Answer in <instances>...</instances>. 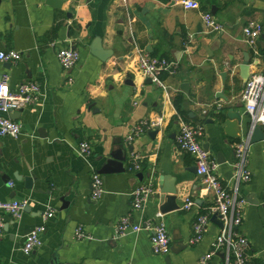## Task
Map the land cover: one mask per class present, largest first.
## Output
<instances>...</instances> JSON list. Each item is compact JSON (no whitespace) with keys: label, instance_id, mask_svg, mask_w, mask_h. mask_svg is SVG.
<instances>
[{"label":"crops","instance_id":"obj_1","mask_svg":"<svg viewBox=\"0 0 264 264\" xmlns=\"http://www.w3.org/2000/svg\"><path fill=\"white\" fill-rule=\"evenodd\" d=\"M60 1L54 8L45 0H0V50L21 53L15 64L0 63V79L8 75L12 92L25 82L40 87L38 101L16 115L19 136L0 138V203L17 200L27 206L19 219L2 215L0 264H51L55 259L59 264H199L221 227L210 221L203 239L189 244L195 220L212 208L213 197L201 191L193 158L176 146L179 114L173 101L180 98L186 122L202 127L199 141L217 164L220 180L233 186L235 144L247 136L235 122L231 128L225 125L226 112L234 109L251 125L240 95L251 75H264V0H193L199 4L196 10L183 8L181 0ZM204 13L212 14L224 31L209 33ZM249 23L262 28L257 54L243 35ZM96 37L112 52L105 61L91 54ZM68 47L80 57L69 73L70 84L57 58ZM244 54L250 59L247 80L239 70ZM139 55L176 65L173 75L162 76L167 91L139 73ZM218 93L227 102L216 98ZM142 121L160 123L132 137ZM82 142L91 146V159L79 155ZM120 148L126 150L124 171L99 174L107 155ZM135 156L141 167L133 172ZM247 169L250 180L238 187L245 201L238 231L248 242L251 264H264V141L248 145ZM95 173L103 183L96 201ZM29 176L30 190L24 182ZM162 177L164 185H175L179 206L161 218L171 241L168 256L154 254L144 230L122 237L115 233L122 217L140 225L160 213L156 193ZM143 184H151L153 194L133 212L131 193ZM62 198L67 208L62 209ZM185 199L193 201L188 211L182 210ZM49 208L55 213L45 220ZM42 225L41 246L26 256L25 237ZM76 229L92 239H77ZM209 264H224V253L217 252Z\"/></svg>","mask_w":264,"mask_h":264},{"label":"built area","instance_id":"obj_2","mask_svg":"<svg viewBox=\"0 0 264 264\" xmlns=\"http://www.w3.org/2000/svg\"><path fill=\"white\" fill-rule=\"evenodd\" d=\"M126 1V0H123ZM181 5L185 9L196 10L199 4L193 0H181ZM202 23L209 33H222L224 25L219 23L210 13H204L201 17ZM262 32L261 25L258 23H249L243 29L245 42L250 50L257 54V40ZM57 58L62 71L67 75L68 83L72 82L69 73L79 62V53L73 48H63L58 51ZM21 59V53L17 51L0 50V63L15 64ZM137 70L153 85L163 91H167L162 76L164 74L173 75L176 72V65L167 63L163 59L139 55L137 61ZM40 96V87L37 83H22L16 92H12L9 87V77L4 74L0 79V138H17L20 134V125L17 121L10 118L11 113L18 112L24 107L36 103ZM244 105L245 113L249 116L251 127H260L264 131V75H251L245 83L240 95ZM220 108V106H218ZM221 109V108H220ZM206 111L203 112L205 114ZM179 130L176 134V146L182 153L191 156L195 162L196 173L202 184V192L213 197V206L204 214L197 217L193 224L194 236L189 244L196 245L206 234L207 227L213 214H217L222 223V227L215 240L211 244L209 253L200 258L199 264H209L217 252L224 253V264H251L247 255L248 242L246 238L239 234L238 229L243 222V210L245 201L238 195V187L241 183L249 182L250 172L247 169V149L248 138L235 144L236 163L234 165V185L224 184L217 175V164L211 159L199 141L202 127L193 126L186 122L180 115H177ZM160 122L142 121L132 131V137L140 136L145 131L155 128ZM130 140V139H129ZM78 153L85 159H91L92 148L88 142L80 143ZM141 158L135 156L131 163V171L140 169ZM13 184L10 183V186ZM102 179L95 173L92 177V199L98 200L102 193ZM153 194V186L150 184L140 185L131 193V211L142 210L148 199ZM193 206L190 199L184 200L182 210L188 211ZM26 207L25 201L10 200L0 203V236L3 233L4 221L3 214L9 215L14 219H19L23 209ZM54 209L49 208L44 214L45 220L54 216ZM162 214L157 213L154 219H148L143 224H132L129 217H122L118 220L115 227V233L118 237L124 236L128 232L137 233L141 230L149 234L150 242L154 254L158 256H168L171 251V241L167 233L165 224L161 220ZM45 225L33 229L24 239L22 252L30 256L37 248L41 246V235L45 232ZM77 239L92 238L83 233L81 229H76L74 233Z\"/></svg>","mask_w":264,"mask_h":264},{"label":"water","instance_id":"obj_3","mask_svg":"<svg viewBox=\"0 0 264 264\" xmlns=\"http://www.w3.org/2000/svg\"><path fill=\"white\" fill-rule=\"evenodd\" d=\"M46 4L54 7V8H59L61 5L60 0H45ZM111 51L104 50L101 45V39L95 38L93 40V43L91 45V54L98 58L101 61H105L109 56L111 55ZM249 55L244 54V62L240 66V73H241V78L244 80H247L249 77V71H250V64H249ZM224 75H222L223 77ZM150 82V80H149ZM187 85L182 84L180 86L181 91L186 92ZM221 97L225 102H227V99L220 93L216 95V98ZM18 112L11 113L10 118L12 120H16L17 117L16 115ZM247 115L244 114V117ZM226 118L227 120L225 121V125L231 128L235 122L236 125L239 128V133H241V129L245 132V135L248 138V144H256L259 142L264 141V132L262 129L258 126L252 128L250 124L246 123L243 119V116L239 113L234 111V109H229L226 112ZM151 135L155 136L157 134V131H153L150 133ZM205 150H207V146H203ZM131 148H127V153H130ZM126 161V150L124 148L117 149L113 152H110L107 155V159L105 160L104 164L102 165V168L98 171L99 174H108V173H115V172H123V164ZM195 172H196V167H195ZM167 180V178H166ZM164 177L159 179L158 183V190L156 193V199L160 201V206H159V211L161 214H168L171 212H175L179 210V206L177 204V191L175 188V185L173 187H168L163 184ZM25 182V188L30 190L33 185V178L31 176L25 177L24 178ZM60 201L63 203V207L67 208L68 202L64 200V198L60 199ZM27 208V206L24 208V210ZM212 222L218 223L220 227H222V223L220 221V218L217 214H213L211 217ZM172 251V250H171ZM167 263H169V257L166 259ZM51 264H59L57 259L53 260Z\"/></svg>","mask_w":264,"mask_h":264},{"label":"trees","instance_id":"obj_4","mask_svg":"<svg viewBox=\"0 0 264 264\" xmlns=\"http://www.w3.org/2000/svg\"><path fill=\"white\" fill-rule=\"evenodd\" d=\"M261 54H264V51H261ZM173 104L178 112L179 115L183 116L184 113L181 111L180 109V98H175V100L173 101Z\"/></svg>","mask_w":264,"mask_h":264}]
</instances>
